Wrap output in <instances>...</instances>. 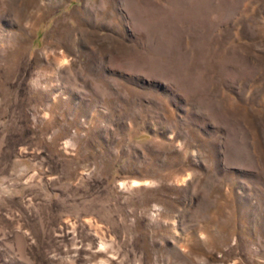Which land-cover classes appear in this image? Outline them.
<instances>
[{
	"label": "rangeland",
	"instance_id": "374dc122",
	"mask_svg": "<svg viewBox=\"0 0 264 264\" xmlns=\"http://www.w3.org/2000/svg\"><path fill=\"white\" fill-rule=\"evenodd\" d=\"M0 264H264V0H0Z\"/></svg>",
	"mask_w": 264,
	"mask_h": 264
}]
</instances>
